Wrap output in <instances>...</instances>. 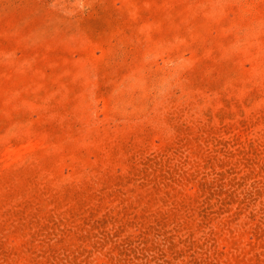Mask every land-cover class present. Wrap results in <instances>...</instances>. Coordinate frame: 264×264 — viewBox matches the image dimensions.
I'll use <instances>...</instances> for the list:
<instances>
[{
	"label": "rangeland",
	"instance_id": "374dc122",
	"mask_svg": "<svg viewBox=\"0 0 264 264\" xmlns=\"http://www.w3.org/2000/svg\"><path fill=\"white\" fill-rule=\"evenodd\" d=\"M0 264H264V0H0Z\"/></svg>",
	"mask_w": 264,
	"mask_h": 264
}]
</instances>
